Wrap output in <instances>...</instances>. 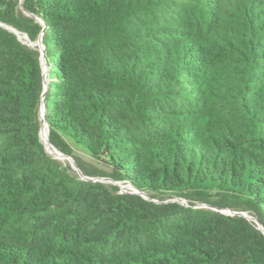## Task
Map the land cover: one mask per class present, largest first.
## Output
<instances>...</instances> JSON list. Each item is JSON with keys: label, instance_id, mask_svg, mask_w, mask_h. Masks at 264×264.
Here are the masks:
<instances>
[{"label": "trees", "instance_id": "trees-1", "mask_svg": "<svg viewBox=\"0 0 264 264\" xmlns=\"http://www.w3.org/2000/svg\"><path fill=\"white\" fill-rule=\"evenodd\" d=\"M201 204L264 226V0H0V264H264Z\"/></svg>", "mask_w": 264, "mask_h": 264}, {"label": "water", "instance_id": "water-1", "mask_svg": "<svg viewBox=\"0 0 264 264\" xmlns=\"http://www.w3.org/2000/svg\"><path fill=\"white\" fill-rule=\"evenodd\" d=\"M11 29L12 30H14V31H16L17 33H18V30H16L14 27H11ZM20 37V36H19ZM21 39V38H20ZM30 41H31V43H34V45L35 44H40V42L41 41H38V42H34V41H32L31 39H29ZM43 45V44H42ZM44 47V46H43ZM43 50V49H42ZM43 61H44V63H45V58H44V56H43ZM47 85H45V88L47 89ZM43 113H44V110H43ZM44 125H46L47 126V123L45 122V124ZM48 127V126H47ZM48 133H49V129H48ZM54 147V146H53ZM56 148V147H55ZM64 154V153H63ZM64 155H66L68 158H69V160H70V164L72 165V167L74 168V169H76L81 175H82V177H84V178H86V176L85 175H83L82 174V172H81V170H80V168H79V166H78V164L76 163V161H75V159L72 157V156H70V155H68V154H64ZM58 158V157H57ZM89 178H91V179H94V180H96L95 178H93V177H89ZM128 192H135V193H140V194H142L145 198H148V196L145 194V193H143V192H140L139 190H136V189H134L132 186H130L129 187V190H128ZM204 205H206V207H211V208H213V209H215V210H219V211H221V212H223V213H226V214H240V215H244L245 217H247L248 219H252V220H254V221H256L257 223H258V225H259V228L264 232V226L262 225V224H260L252 215H249L247 212H243V211H235V210H232V209H230V208H218V207H215V206H210V205H207V204H204Z\"/></svg>", "mask_w": 264, "mask_h": 264}, {"label": "rangeland", "instance_id": "rangeland-1", "mask_svg": "<svg viewBox=\"0 0 264 264\" xmlns=\"http://www.w3.org/2000/svg\"><path fill=\"white\" fill-rule=\"evenodd\" d=\"M40 45H41L42 49H44V47H43V45H42L41 42H40ZM45 70H46V74H48V72H49V66H48L46 63H45ZM46 79H47V82H46V85H47V84L49 83V81H50L49 76H47ZM49 153H50V154L53 153V154H52L53 156L63 159L65 163H71L70 160H69V158L67 159V158L64 157V156H63V157H59V156H57L56 153H54V152H50V151H49ZM75 154H76L80 159H82L86 164H88V165H90V166L94 165V166H98V167H100L98 161H97L94 157H92L91 155H89L88 153H86L85 151H83V150H81V149H76V150H75ZM105 178H107V177H105ZM103 180H104V179H103ZM167 199H168V200L171 199V200L181 201V202H184V203H185V200H183L184 198H182V197H180V196H176V195L171 196V197H169V198H167ZM248 214H249V213H248ZM249 215H250V214H249ZM251 220H252V219H251Z\"/></svg>", "mask_w": 264, "mask_h": 264}, {"label": "built area", "instance_id": "built-area-1", "mask_svg": "<svg viewBox=\"0 0 264 264\" xmlns=\"http://www.w3.org/2000/svg\"><path fill=\"white\" fill-rule=\"evenodd\" d=\"M93 178H95L96 180L104 181V182H112V183H115V184H117V185L120 186L121 192H128L129 187H130V185L127 182H125V181H114V180H112L110 178H105V177H93ZM183 200H185V203L184 202H181V201H179V202H181L182 204H187L186 199H183ZM168 201H176V200H171V199L170 200H168V199L165 200V202H168ZM198 206H200V207H206V205H204V204H201V205H198ZM231 215H234V214H231Z\"/></svg>", "mask_w": 264, "mask_h": 264}, {"label": "bare ground", "instance_id": "bare-ground-1", "mask_svg": "<svg viewBox=\"0 0 264 264\" xmlns=\"http://www.w3.org/2000/svg\"><path fill=\"white\" fill-rule=\"evenodd\" d=\"M34 45V43H33ZM45 142L47 143V148H48V152H54L56 153L57 156L59 157H66L68 159V157L66 155H64L62 152L58 151L55 147H53V145H51L48 141V134H47V130H45ZM53 154V153H52Z\"/></svg>", "mask_w": 264, "mask_h": 264}]
</instances>
